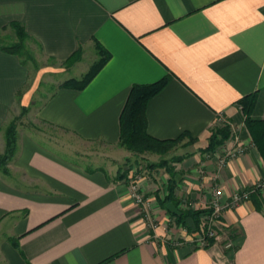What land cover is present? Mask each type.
<instances>
[{"label": "crops", "instance_id": "0c3cea01", "mask_svg": "<svg viewBox=\"0 0 264 264\" xmlns=\"http://www.w3.org/2000/svg\"><path fill=\"white\" fill-rule=\"evenodd\" d=\"M12 23L46 58L61 62L79 48L80 62L91 58V66L109 56L84 89L61 86L47 97L35 115L42 124L82 143L114 147L132 86L167 78L146 105L147 133L160 141L181 138L191 149L141 177L156 202L159 227L152 232L121 171L84 169L46 147L64 150L65 141L22 133L0 167V264H264V188L261 209L252 198L225 209L222 231L204 248L191 244L192 235L168 244L171 213L160 205L169 185L173 200L166 204L196 211L214 189L226 203L264 182L239 104L255 95L251 117L264 120V0H0V36L11 34ZM28 79V66L0 50V156L10 113L18 99L26 106ZM221 124L229 139L206 151ZM237 146L241 153L227 154ZM163 170L160 181L152 177Z\"/></svg>", "mask_w": 264, "mask_h": 264}, {"label": "rangeland", "instance_id": "374dc122", "mask_svg": "<svg viewBox=\"0 0 264 264\" xmlns=\"http://www.w3.org/2000/svg\"><path fill=\"white\" fill-rule=\"evenodd\" d=\"M0 42H2L4 45H8L16 42V38L13 37L12 33H4L0 36ZM25 46L27 47V49L22 50V53L25 50L30 51L35 60L34 62H28L27 64L29 68V79L26 87L24 88V91L28 95L27 103L25 107L20 108L21 100L18 99V101L16 102L17 104L10 113V117L7 121L9 123L11 120L20 117L19 121H17L16 123L18 124L16 133L17 138L22 133L27 134V132L29 135L31 134L40 137L42 136V132L45 134V136H52L54 138L65 141V146L62 147L64 148V150H62L60 147L53 148L52 146H48L45 144L48 149H54L53 152L62 159L79 164L84 169H90L94 166L106 165L107 170H109L112 174L117 170L121 172H125L126 170H128V172L133 170H140V175L142 178L145 177L146 172H148L149 170H157V166H161L164 164L168 165L171 162H178L180 159H183L186 154L188 155V152L191 148L181 141L177 142L175 145L168 147L161 155L147 152L139 156L126 151L119 145H116L114 147H106L98 144L95 145L82 143L80 141H77L73 137L70 138L68 135L62 133L61 131H57L56 129L49 128L48 126L42 124L35 115L36 111L39 109V107L42 106L47 97L56 88L63 86V84H66L70 80H78L82 78L86 73L89 72L93 64L90 66L92 62L91 58L87 59L85 57L86 59H83V61L80 62L79 59L77 63L68 66L65 65L63 61L60 62L43 56L31 41H26ZM24 109L26 111L25 114L22 115V110ZM240 112L242 122L245 127L246 116L242 111ZM223 128H225V126H222L221 124L219 128H215L214 130H220ZM150 166L151 168H149ZM141 172L143 173L141 174ZM127 176L128 173L126 174V177ZM164 176H167V174L163 170L155 172L152 177L159 180ZM186 208L187 205L183 206V209H181V211H192L191 209L189 210ZM166 220L168 222L170 221L168 224L170 225V227H174V230H176V232L179 231V229H182L183 231H186L189 236L192 235L191 238L194 237L195 231L194 225L190 221L191 219L189 220V222L185 220L188 227L176 221L175 217L173 218L170 216Z\"/></svg>", "mask_w": 264, "mask_h": 264}, {"label": "trees", "instance_id": "16d2710c", "mask_svg": "<svg viewBox=\"0 0 264 264\" xmlns=\"http://www.w3.org/2000/svg\"><path fill=\"white\" fill-rule=\"evenodd\" d=\"M6 30H10L13 37L16 38V42H13L8 45H4L0 42V50L6 53L13 54L20 59V62L27 66L28 62H34V57L31 52L25 50L22 53V50L27 49L25 46L26 41H33L28 34H26L23 26L18 23H12L6 28ZM38 51L41 53V49L38 48ZM81 57V50L78 48L77 51L72 54L69 58L63 61L65 65H73L77 63ZM108 55L105 53L103 57L94 63L89 70L82 78L80 79H72L66 84H63L62 87L74 88L76 90L84 89L88 83L94 78V76L98 73V71L104 66L108 59ZM52 59V58H50ZM168 83V79L164 78L154 84L150 85H134L132 86L124 109L120 116V140L118 145L123 147L126 151L134 153L136 155H143L144 153H152L161 155L164 151L175 145L177 142L181 141L177 140H168V141H160L157 140L150 135H148L146 130V119H145V108L148 101L158 94ZM240 109L246 116L245 118V127L248 131L252 144L257 150L260 159L264 164V120L254 119L251 117V113L254 105H255V95H248L243 97L240 101ZM238 104V105H239ZM23 114H25V109L22 110ZM20 118V117H19ZM19 118L11 120L6 126L4 130V140H5V152L2 156H0V167L6 165L9 159L13 156L16 148L17 142V129ZM230 137V130L225 127L220 130H213L208 139V146L206 151L212 152L216 148L222 146ZM165 165V164H164ZM164 165L157 166V168H162ZM154 167V166H152ZM151 168V166L149 167ZM128 173V170L122 172V176L125 177ZM250 189V188H249ZM247 189V190H249ZM174 187L173 185H169L168 187V195L163 198V201L160 202L161 207H165L166 202L173 200ZM259 191L253 193L250 198L256 204L257 209H261V204L258 200ZM179 216L174 214H170L171 217H175L176 221L182 223V225L187 226L186 218L191 219L190 221L194 225L195 230H200L202 223L200 221V217L206 212L205 210H196V211H181ZM188 227V226H187ZM192 232V231H191ZM214 239L208 241V245L213 243Z\"/></svg>", "mask_w": 264, "mask_h": 264}, {"label": "built area", "instance_id": "2783aa9c", "mask_svg": "<svg viewBox=\"0 0 264 264\" xmlns=\"http://www.w3.org/2000/svg\"><path fill=\"white\" fill-rule=\"evenodd\" d=\"M241 152L242 148L240 146H237L235 149L229 150L227 154H229L230 156H235L236 154H239ZM127 180L129 196L133 204L139 209L142 220L145 223V227L149 231L156 232L159 227V222L153 213L155 207L154 203L156 202L154 201L153 197L147 196L146 192L141 188V175L138 171H129ZM263 188L264 182L253 186L249 190L236 192L229 198L226 203L221 202V190L214 189L211 198L203 209L206 212L200 217L202 226L200 227L199 231L194 229V237L193 239L189 240L191 244L195 248L206 247L208 241L211 239H215L218 236V233L222 231V229L220 228V218L223 211L225 209L232 210L241 203L249 201L250 196L253 193L261 191ZM185 205H182V209ZM168 223L165 227L164 236L166 242L172 245H178L179 243L183 242L186 238V235H188L186 231L179 229V231L176 232V230H174V227H170ZM226 247H232V243L229 241L226 244Z\"/></svg>", "mask_w": 264, "mask_h": 264}, {"label": "water", "instance_id": "95a60500", "mask_svg": "<svg viewBox=\"0 0 264 264\" xmlns=\"http://www.w3.org/2000/svg\"><path fill=\"white\" fill-rule=\"evenodd\" d=\"M165 209L171 214H174L176 216L180 215V212L172 204H166Z\"/></svg>", "mask_w": 264, "mask_h": 264}]
</instances>
